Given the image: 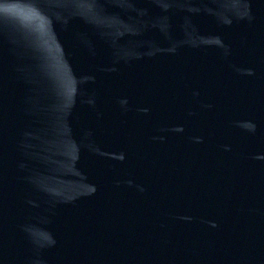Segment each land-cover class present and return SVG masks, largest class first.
<instances>
[{"label":"water","instance_id":"95a60500","mask_svg":"<svg viewBox=\"0 0 264 264\" xmlns=\"http://www.w3.org/2000/svg\"><path fill=\"white\" fill-rule=\"evenodd\" d=\"M0 264H264V0H0Z\"/></svg>","mask_w":264,"mask_h":264}]
</instances>
